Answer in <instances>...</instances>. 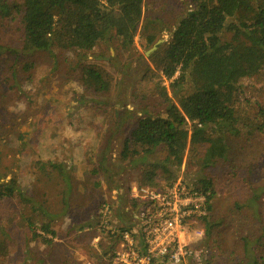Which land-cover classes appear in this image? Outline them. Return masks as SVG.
Segmentation results:
<instances>
[{
	"label": "rangeland",
	"instance_id": "obj_1",
	"mask_svg": "<svg viewBox=\"0 0 264 264\" xmlns=\"http://www.w3.org/2000/svg\"><path fill=\"white\" fill-rule=\"evenodd\" d=\"M21 4L0 0V7ZM188 8L187 0H144L131 47L111 41L85 55L61 48L24 54L18 18L0 12V185L15 183L53 216L0 200V264H108L113 231L128 228L133 217L131 187L141 185L150 165L166 156L162 148L146 159L127 156L124 143L141 117L165 110L159 91L169 82L156 69L154 54L162 52ZM88 65L109 76L108 92L82 85L81 70ZM233 106L239 134L228 137L226 159L204 167L207 146L196 145L186 150L180 172L189 183L212 181L199 247L208 264H247L244 240L264 262V130L258 128L264 124V70L239 83ZM49 164L63 167L69 188ZM103 205H109L106 220ZM30 218L37 229L50 222V244L31 238Z\"/></svg>",
	"mask_w": 264,
	"mask_h": 264
},
{
	"label": "trees",
	"instance_id": "obj_2",
	"mask_svg": "<svg viewBox=\"0 0 264 264\" xmlns=\"http://www.w3.org/2000/svg\"><path fill=\"white\" fill-rule=\"evenodd\" d=\"M143 2L22 0L20 6L0 7V12L11 20L18 18L24 54L50 53L61 48L85 55L97 45L111 41L124 49L131 47L143 19ZM187 2L189 8L170 40L161 48L162 52L154 54L156 69L169 82L168 88L159 91L165 110L162 114L146 113L141 117L124 143L123 154L127 156L146 159L159 148L166 153L163 161L151 164L144 173L142 186L157 188L179 179L186 150L196 145L207 146L204 167L225 160L228 137L239 134V120L233 106L239 83L264 70V0ZM227 33L231 36L224 41ZM81 73L85 89L94 93L109 91L110 78L99 68L88 65ZM167 90L178 98L177 104L172 102ZM258 128L264 130V124ZM49 166L64 178L69 188L70 179L63 167ZM40 169L44 171L45 166L41 165ZM158 177L161 183L156 181ZM191 185L209 192L211 201L214 191L210 179H193ZM5 199L16 200L34 214L53 217L35 205L15 183L0 185V200ZM26 223L33 240L52 242L55 232L49 221H42L38 229L32 218ZM205 228L208 237L211 227L206 220ZM243 244L247 264H264L250 253L253 249L250 242L244 240Z\"/></svg>",
	"mask_w": 264,
	"mask_h": 264
},
{
	"label": "built area",
	"instance_id": "obj_3",
	"mask_svg": "<svg viewBox=\"0 0 264 264\" xmlns=\"http://www.w3.org/2000/svg\"><path fill=\"white\" fill-rule=\"evenodd\" d=\"M208 197L209 192L181 177L157 188L132 186L133 217L128 228L113 231L115 249L108 264H207L199 247ZM101 214L108 218L109 205H103Z\"/></svg>",
	"mask_w": 264,
	"mask_h": 264
}]
</instances>
